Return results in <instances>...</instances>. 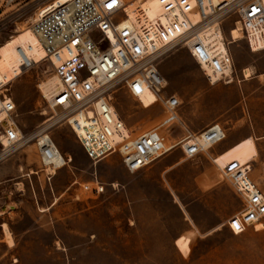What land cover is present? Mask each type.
Segmentation results:
<instances>
[{
    "label": "rangeland",
    "instance_id": "374dc122",
    "mask_svg": "<svg viewBox=\"0 0 264 264\" xmlns=\"http://www.w3.org/2000/svg\"><path fill=\"white\" fill-rule=\"evenodd\" d=\"M6 2L0 0V20L7 17L11 33L0 37V46L31 27L36 7L54 0ZM225 36L230 42L227 31ZM231 43L229 84L211 85L185 49L173 48L159 59L166 92L182 103L179 124L162 129L168 143L214 122L225 128L226 139L194 159L176 148L133 174L117 154L90 159L70 128L58 124L48 133L68 164L48 179L31 138L53 115L38 89L51 70L42 63L15 79L10 93L17 122L30 141L0 161V211L7 202L16 204L0 212V264H264V225L238 235L227 228L242 202L212 162L252 137L255 155L243 164L254 160L250 177L264 191V50L251 52L240 36ZM246 67L252 70L248 79L242 76ZM111 95L131 135L162 118L159 105L150 107V94L141 98L146 108L121 86ZM95 182L103 192L82 188Z\"/></svg>",
    "mask_w": 264,
    "mask_h": 264
},
{
    "label": "built area",
    "instance_id": "2783aa9c",
    "mask_svg": "<svg viewBox=\"0 0 264 264\" xmlns=\"http://www.w3.org/2000/svg\"><path fill=\"white\" fill-rule=\"evenodd\" d=\"M149 1L70 0L50 7L45 14L40 10L48 2L36 7L31 28L43 50L42 58L35 62L18 48L20 73L13 78L0 73V161L30 141L18 125L11 84L42 63L48 64L51 76L58 80L56 90L48 95L38 88L53 115L44 121L48 126L31 138L48 179L53 173L47 169L57 171L68 164L48 133L53 125H67L92 160L119 155L130 174L176 148L185 159L206 155L207 147L223 137L225 128L214 122L168 143L162 129L170 132L179 124L182 103L175 93L166 92L168 80L159 69V59L173 48H182L211 85L231 83L234 70L229 49L225 51L204 33L209 27L220 29L228 47L225 32L236 27L251 52L264 50V0H156L154 14L145 7ZM9 24L7 17L0 20V37L11 33ZM116 86L144 108L141 98L151 93L150 107L159 105L162 118L155 127L114 143L115 133L123 126L112 102ZM216 166L242 202L241 210L227 219V228L235 235L257 231L264 223V191L250 177L251 163L232 161ZM82 188L103 192L98 182Z\"/></svg>",
    "mask_w": 264,
    "mask_h": 264
},
{
    "label": "bare ground",
    "instance_id": "6f19581e",
    "mask_svg": "<svg viewBox=\"0 0 264 264\" xmlns=\"http://www.w3.org/2000/svg\"><path fill=\"white\" fill-rule=\"evenodd\" d=\"M69 1L70 0H54V2L51 3L49 7L47 6L45 8L44 7L41 8L40 10L41 14H45V12L50 7L56 6V4H65ZM145 7L149 9V11L151 12L150 14H154V12L158 10L156 0L149 1ZM204 36L206 38L216 40L222 45V48L225 51H227L228 47L224 43V35L220 29L209 27L205 31ZM229 36H230L229 39L231 38L229 44H232L231 42H236L239 36L241 39V34L236 27L231 28L229 32ZM18 48L24 50L25 54L35 62H38L40 58H42L43 56V50L41 48V45L39 44V41L35 36L31 27H24L19 31H16L15 34L10 39L6 40L5 43L0 46V73L5 74L8 78H13L14 75H18L20 73V68H19L20 59H19ZM262 50H263L262 48L260 49L255 48L254 52H260ZM203 70L207 73L206 67H204ZM251 75H252V70L250 68L246 67L242 70L243 78L248 79L251 77ZM57 84H58L57 78L54 76H50L46 80L42 81L38 85V88L44 94L48 95L56 90ZM146 94H150L152 96V94L149 92H147ZM152 100H153V96H152ZM115 115L118 119L121 120L116 110H115ZM122 125H123L122 128L115 133L112 142L116 143L131 136L130 130L124 124V122ZM225 139H226V134L224 133L223 137L220 140L216 141L215 143L207 147V152L210 149H213L215 146L222 143ZM255 151L256 148H255L254 140L252 137H250L224 150L223 152L212 158L213 159L212 162H214L216 165L220 167H223L232 161H237L240 164H243L246 161H250L254 157ZM47 170L48 172H52L53 174L56 172L53 171L51 168ZM263 225L264 223H260L257 226V228L258 227L262 228Z\"/></svg>",
    "mask_w": 264,
    "mask_h": 264
},
{
    "label": "water",
    "instance_id": "95a60500",
    "mask_svg": "<svg viewBox=\"0 0 264 264\" xmlns=\"http://www.w3.org/2000/svg\"><path fill=\"white\" fill-rule=\"evenodd\" d=\"M13 0H7L6 4H10ZM10 197H6V199L9 201ZM16 209V204L14 202H7L2 208H1V212H8L10 210H14Z\"/></svg>",
    "mask_w": 264,
    "mask_h": 264
},
{
    "label": "crops",
    "instance_id": "0c3cea01",
    "mask_svg": "<svg viewBox=\"0 0 264 264\" xmlns=\"http://www.w3.org/2000/svg\"><path fill=\"white\" fill-rule=\"evenodd\" d=\"M208 125H209V124H208ZM206 126H207V125H206ZM206 126H205V127H206ZM205 127H203V128H205ZM203 128H202V129H203ZM202 129H200V130H202ZM200 130H199V131H200ZM199 131H198V132H199ZM253 135H254V134H253ZM254 137H255V138H258L259 140L262 138V137H257V136H255V135H254ZM236 142H237V141H236ZM234 143H235V142H234ZM221 144H222V143H220L219 145H221ZM232 144H233V143H231L230 145H232ZM219 145L215 146L214 148L218 147ZM230 145H228L227 147H229ZM227 147H226V148H227ZM223 150H224V149H223ZM253 161H254V160H252L250 163L252 164Z\"/></svg>",
    "mask_w": 264,
    "mask_h": 264
},
{
    "label": "snow or ice",
    "instance_id": "6c2138e0",
    "mask_svg": "<svg viewBox=\"0 0 264 264\" xmlns=\"http://www.w3.org/2000/svg\"><path fill=\"white\" fill-rule=\"evenodd\" d=\"M115 2V0H113V3ZM108 7H112V3H110L109 5H108Z\"/></svg>",
    "mask_w": 264,
    "mask_h": 264
}]
</instances>
